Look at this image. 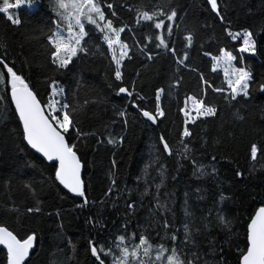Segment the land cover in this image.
<instances>
[{"label": "trees", "instance_id": "16d2710c", "mask_svg": "<svg viewBox=\"0 0 264 264\" xmlns=\"http://www.w3.org/2000/svg\"><path fill=\"white\" fill-rule=\"evenodd\" d=\"M107 2L114 4L124 23L137 28L134 13L129 12V8L144 5L147 10H153L166 0ZM172 3L177 8L178 19L170 43L171 40H182L187 34L185 28L194 32V45L188 49L190 61L187 63L197 71L181 69L176 76L182 77L181 83L171 89L169 96V84L175 83L176 71L171 54L163 53L154 61L138 57L132 62L125 61V78L121 85L131 87L135 80L136 90L146 97L143 106L149 110L154 109L155 89H166L162 96L166 118L159 126L145 123L136 114L130 107L132 98L117 95L118 82H114L106 52L103 56L99 53L82 55L68 69L53 70L49 64L46 37L55 14L49 0H36L34 10H13L22 21L19 26L12 25L0 14V45H3L0 59L6 58L10 65L14 63L15 70L30 81L41 99L46 98L48 85L55 79L66 89L67 102L83 106L76 115L80 129L95 133L82 140L70 139L77 144L84 166L83 181L89 201L84 205L83 198L69 193L54 180L50 163L26 148L19 135L18 116L9 102L10 97L0 102V224L20 235L37 233V248L27 264H94L90 240L105 242L107 237L117 234L125 221H128L129 231H147L156 237L157 232L163 234L164 218L180 229V239H183L184 222L199 227L201 231L196 240L205 259L210 262L216 259L209 254L210 242H214L217 249H222L227 264H237L235 245L244 246L248 217L264 201V157L258 154V160L252 162L249 154L251 143L264 145V91L260 89V84L264 83V0H218L222 14L233 30L249 28L255 33L258 52L254 57L245 55V64L253 73L249 96L229 104L222 95L208 89L204 98L207 104L217 106L218 115L202 118L195 125L189 124L192 136L185 141L192 149V157L197 164L204 165L207 172H211L212 164L217 170L214 176L205 175L199 179L193 175L191 162L176 154L181 148L178 141L183 130L179 108L186 95L202 96L201 72L214 86L222 85V72L211 71V59L203 55L205 51L218 55L219 49L225 47L236 53L233 42L224 32L229 24H222L210 12L206 0H172ZM117 26H121L120 22ZM148 31L142 29L136 33L138 40L144 35V44L148 43ZM151 32L154 34L156 30L151 29ZM132 35L126 30L122 39L132 43ZM148 47L154 52L161 51L155 49L154 44H148ZM101 49L105 50L106 45L101 44ZM237 65L241 66L239 60ZM110 83L112 87H109ZM4 93L5 88L0 85V95ZM118 109H127L129 113L126 129L122 118L116 115ZM109 134L117 140L123 136L124 142L108 145ZM160 135L169 142L173 156L157 150L162 149ZM98 139L104 143H98ZM212 156H216L215 161ZM113 159L117 161L115 168L111 163ZM253 164L255 170L250 171ZM110 171L115 173L118 191L106 196L111 183ZM161 171L164 173L163 185L157 189L162 179ZM236 171H242L243 178L237 177ZM146 181L148 194L142 196ZM221 192L230 199L218 206L216 202ZM201 196L204 198L200 199ZM157 197L167 206V211L157 210ZM133 201L136 207L129 210L126 204ZM37 204L42 209L39 214L26 212L27 208ZM218 207L231 220V232L218 223ZM186 209L190 216H185ZM0 264H6L5 251H0Z\"/></svg>", "mask_w": 264, "mask_h": 264}, {"label": "snow or ice", "instance_id": "6c2138e0", "mask_svg": "<svg viewBox=\"0 0 264 264\" xmlns=\"http://www.w3.org/2000/svg\"><path fill=\"white\" fill-rule=\"evenodd\" d=\"M51 11L55 14V19L51 20L52 28L47 35L49 45V64L54 71L60 72L69 68L81 56L89 54L105 55L110 57V66L114 82L117 83V95L123 94L126 98H132L130 107L136 110V114L142 117L145 123L159 126L166 118V110L162 106V96L166 89L157 87L154 92V109L149 110L144 105L146 97L136 90V81L133 80L131 87L121 86L124 83L125 61L132 62L134 58L145 57L148 61H154L163 53H170L176 64L174 73V84H169L168 95L171 96V89L178 87L182 77L176 78L181 69L195 72L197 69L191 67L188 49L194 45L195 34L185 28L187 32L180 41L171 40L174 36V26L178 19L177 8L173 6L172 0L157 5L153 10H147L144 5L129 8L128 11L134 13L137 28H131L118 16L114 4L107 0H49ZM36 0H2L0 3V14H3L7 21L14 26H19L22 21L18 15L13 14V10L21 7L32 8ZM210 6V12L214 13L222 24L228 23L224 28L226 38L234 44V51L225 47L219 49L218 55H212L205 51L203 55L211 59V71L213 73L222 72L223 80L221 86H214L205 79L204 74H199V79L204 87L202 96L197 94L186 95L183 106L179 108V113L183 116V130L179 134V144L181 148L177 150L178 155L189 160L193 165V175L198 179L205 175H215L216 167L212 164L211 172L205 170V166L197 164L192 157V149L185 138L192 136L189 124L195 125L198 120L208 117H216L218 108L215 105L206 103L204 97L207 90L223 96L224 100L231 104L238 101V98H247L253 82V73L245 64V55L256 56L258 52L257 39L255 33L249 28L233 30L230 22H227L222 14V9L218 0H206ZM110 13V15H108ZM115 18V19H113ZM120 22L121 26H117ZM178 27V26H177ZM148 29L147 40L144 44V35L136 36L137 31ZM151 29H155L153 34ZM131 32L132 43L122 39V34ZM101 44L106 45V49H101ZM148 44H154V48L161 51L149 49ZM238 46H235L237 45ZM3 45H0L2 47ZM134 49H136L134 51ZM239 60L241 66H237ZM0 85L5 88L4 95H0V102L10 97V104L14 105L15 114L18 116L20 125L19 135L26 148L34 150L44 161L49 162L54 170V180L63 186L74 196L83 198V204L89 203L85 194V185L82 179V160L78 155L76 143L70 142L72 137L82 140L95 133L83 132L76 120V115L81 111L82 105L70 104L65 96L66 89L52 79L45 93L46 98L41 99L40 94L34 90L30 81L15 70V64H9L7 59H0ZM140 75L139 72L136 73ZM113 85L110 83L109 87ZM260 89L264 91V83L260 84ZM87 103V102H85ZM126 129L129 125V113L127 109H118L116 112ZM243 119V117H237ZM135 119V118H133ZM98 143H104L98 139ZM124 137H116L109 134L106 143L108 145L122 144ZM159 144L162 149L158 151L173 156L174 152L164 135L159 136ZM250 160L255 162L259 156L264 157V145L258 146L253 142L249 146ZM216 160V156H212ZM112 167L117 166V161L112 160ZM163 168V165H161ZM255 170L253 164L250 171ZM147 176V169H145ZM162 179L157 185L159 189L163 185L164 173H160ZM237 177L243 178L242 171H236ZM111 183L106 196L118 191L115 173L109 172ZM26 187H29L26 185ZM199 191V189H197ZM147 181L145 190L141 195H147ZM187 196V193H185ZM204 197L201 196L200 199ZM230 199L223 192L216 202L218 206ZM157 210L167 206L159 202L157 197ZM187 204V200L185 201ZM80 207L81 205H77ZM129 210L136 207L135 201L127 203ZM42 211L39 204L26 209L28 214H39ZM191 213L185 210V216ZM175 217L173 216V221ZM217 220L224 229L231 232L232 222L222 214L220 207L217 208ZM90 222H92L90 220ZM206 228L207 225L205 224ZM163 234L156 233V237L150 236L147 231H129L128 221H125L117 230V234L106 238L105 242L89 241L90 255L94 258V264H227L222 255V249H217L214 242L211 243L209 254L216 257L213 261L204 258L199 250L196 237L200 235V228L191 225L186 221L183 223V239H180V229L175 228L174 223L167 218L161 224ZM38 240L37 233L20 235L7 225L0 224V251L6 250V264H27L30 254L34 251ZM237 264H264V201L256 207L249 215L245 226L244 246L235 245Z\"/></svg>", "mask_w": 264, "mask_h": 264}, {"label": "water", "instance_id": "95a60500", "mask_svg": "<svg viewBox=\"0 0 264 264\" xmlns=\"http://www.w3.org/2000/svg\"><path fill=\"white\" fill-rule=\"evenodd\" d=\"M34 151V150H33ZM39 155V154H38ZM40 156V155H39ZM41 157V156H40ZM49 163V162H48ZM83 164V163H82ZM83 169H84V166H83V168H82V179H83ZM0 248H2V246H0ZM36 248H37V242H36V246H35V249H34V251L30 254V258L32 257V255L34 254V252H35V250H36ZM5 252H6V250H4ZM30 258H29V260H30Z\"/></svg>", "mask_w": 264, "mask_h": 264}, {"label": "rangeland", "instance_id": "374dc122", "mask_svg": "<svg viewBox=\"0 0 264 264\" xmlns=\"http://www.w3.org/2000/svg\"><path fill=\"white\" fill-rule=\"evenodd\" d=\"M36 7H37V4L35 3V5H34L32 8H30V9L34 10ZM21 8H27V7H21ZM237 66H238V65H237ZM238 67H239V66H238Z\"/></svg>", "mask_w": 264, "mask_h": 264}]
</instances>
